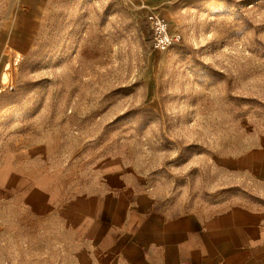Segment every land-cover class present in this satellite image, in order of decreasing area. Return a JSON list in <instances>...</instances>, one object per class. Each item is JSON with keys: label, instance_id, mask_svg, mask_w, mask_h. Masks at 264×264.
I'll use <instances>...</instances> for the list:
<instances>
[{"label": "rangeland", "instance_id": "rangeland-1", "mask_svg": "<svg viewBox=\"0 0 264 264\" xmlns=\"http://www.w3.org/2000/svg\"><path fill=\"white\" fill-rule=\"evenodd\" d=\"M30 1L0 0V264H102L63 207L106 190L264 211V0Z\"/></svg>", "mask_w": 264, "mask_h": 264}, {"label": "crops", "instance_id": "crops-1", "mask_svg": "<svg viewBox=\"0 0 264 264\" xmlns=\"http://www.w3.org/2000/svg\"><path fill=\"white\" fill-rule=\"evenodd\" d=\"M63 209L75 220L72 231L78 225L86 230L75 236H86L83 242L102 264H264L260 208L174 215L129 186L68 200Z\"/></svg>", "mask_w": 264, "mask_h": 264}, {"label": "built area", "instance_id": "built-area-1", "mask_svg": "<svg viewBox=\"0 0 264 264\" xmlns=\"http://www.w3.org/2000/svg\"><path fill=\"white\" fill-rule=\"evenodd\" d=\"M149 23L153 34V44L159 50H167L181 38L180 35L171 32L169 22L161 16L151 15Z\"/></svg>", "mask_w": 264, "mask_h": 264}, {"label": "bare ground", "instance_id": "bare-ground-1", "mask_svg": "<svg viewBox=\"0 0 264 264\" xmlns=\"http://www.w3.org/2000/svg\"><path fill=\"white\" fill-rule=\"evenodd\" d=\"M161 17L165 18L164 15L159 14ZM17 49V48H16ZM20 51V50H19ZM18 55L19 52H18ZM17 58V57H16ZM6 66L4 67V71L2 72V77H1V81L3 83H8V81L10 80V69H11V63L8 61L6 64Z\"/></svg>", "mask_w": 264, "mask_h": 264}]
</instances>
